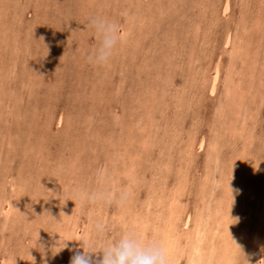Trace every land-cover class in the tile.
I'll return each instance as SVG.
<instances>
[{"label":"rangeland","instance_id":"374dc122","mask_svg":"<svg viewBox=\"0 0 264 264\" xmlns=\"http://www.w3.org/2000/svg\"><path fill=\"white\" fill-rule=\"evenodd\" d=\"M93 16L128 33L104 67ZM99 168L123 205L76 199ZM97 220L264 264V0H0V264H70Z\"/></svg>","mask_w":264,"mask_h":264},{"label":"clouds","instance_id":"9594fccd","mask_svg":"<svg viewBox=\"0 0 264 264\" xmlns=\"http://www.w3.org/2000/svg\"><path fill=\"white\" fill-rule=\"evenodd\" d=\"M86 23L93 30L98 41L97 46L86 58L89 63L95 66H107L118 46L127 39V33L122 31L121 26L116 21L105 16H93ZM229 189L233 203L232 189L230 187ZM129 196L130 193L126 190L112 188L110 174L106 168L96 170L95 187H80L75 192L76 199L82 205L112 206L116 204L119 206L123 205ZM108 231L109 225L106 221H95L89 229V238L101 240L103 243L100 246L82 244L80 246L82 251L73 254L70 264H171L168 243L159 236L148 237L135 228H125L117 236L108 239ZM68 241L73 240L61 239L59 244L55 245L56 251H51L52 254L55 255L67 248ZM234 243L237 245L235 241ZM237 246L243 260L248 264L241 247ZM41 253L43 254V251ZM28 254L31 259L27 261L30 264H35L34 257L30 255L29 250ZM97 255L99 256L98 259H96ZM44 264L47 262L45 261Z\"/></svg>","mask_w":264,"mask_h":264},{"label":"bare ground","instance_id":"6f19581e","mask_svg":"<svg viewBox=\"0 0 264 264\" xmlns=\"http://www.w3.org/2000/svg\"><path fill=\"white\" fill-rule=\"evenodd\" d=\"M32 1V0H31ZM175 4V3H174ZM200 4H201V2H200ZM121 7V6H120ZM141 7V6H140ZM165 7V6H164ZM261 7V6H260ZM142 9V8H141ZM202 14V13H201ZM177 19V18H176ZM210 19V18H209ZM144 20V19H143ZM250 22V21H249ZM255 22V21H254ZM129 23V22H128ZM135 23V22H134ZM149 23V22H148ZM143 27V26H142ZM220 27V26H219ZM212 33H213V31H212ZM128 34V33H127ZM135 35V34H134ZM242 39V38H241ZM160 42V41H159ZM235 46V45H234ZM26 47V46H25ZM28 47V46H27ZM249 47H250V45H249ZM208 48V47H207ZM28 49V48H27ZM250 49V48H249ZM258 51V50H257ZM28 52V51H27ZM119 53V52H118ZM131 54V53H130ZM262 54H263V52H262ZM20 56V55H19ZM146 56V55H145ZM21 57V56H20ZM207 57V56H206ZM235 57V56H234ZM233 57V58H234ZM258 57V56H257ZM131 58V57H130ZM4 59V58H3ZM84 59V58H83ZM236 59V58H235ZM234 59V60H235ZM30 61V60H29ZM254 61V60H253ZM126 62V61H125ZM81 63V62H80ZM230 63V62H229ZM262 63V62H261ZM120 64H122V63H120ZM124 64V63H123ZM122 64V65H123ZM208 64V63H207ZM245 64V63H244ZM121 65V66H122ZM118 66H120L119 64H118ZM132 66V65H131ZM196 66V65H195ZM228 66V65H227ZM249 66V65H248ZM128 67V66H127ZM82 70V69H81ZM145 71V70H144ZM204 72V71H203ZM231 72H232V70H231ZM123 73V72H122ZM245 73V72H244ZM170 74V73H169ZM206 75V74H205ZM242 75V74H241ZM126 76V75H125ZM143 76V75H142ZM174 76V75H173ZM102 78V77H101ZM118 78V77H117ZM162 78V77H161ZM238 78V77H237ZM158 79V78H157ZM159 80V79H158ZM161 80V79H160ZM221 81V80H220ZM102 82V81H101ZM159 83V82H158ZM168 83V82H167ZM254 83V82H253ZM117 84V83H116ZM154 85V84H153ZM152 87V86H151ZM184 87V86H183ZM170 88V87H169ZM198 88V87H197ZM164 89V88H163ZM249 89V88H248ZM27 92V91H26ZM189 94V93H188ZM187 94V95H188ZM224 94V93H223ZM35 95H36V93H35ZM25 96V95H24ZM40 96V95H39ZM168 96V95H167ZM176 96V95H175ZM193 96V95H192ZM90 97V96H89ZM23 98V97H22ZM21 98V99H22ZM33 98V97H32ZM79 101V100H78ZM22 102V101H21ZM182 102V101H181ZM36 104V103H35ZM84 104V103H83ZM19 105V104H18ZM192 106H193V104H192ZM24 107V106H23ZM105 109V108H104ZM197 109V108H196ZM81 111V110H80ZM185 111V110H184ZM190 111V110H189ZM26 112V111H25ZM92 112V111H91ZM84 113V112H83ZM181 113V112H180ZM19 114V113H18ZM21 114H22V112H21ZM112 115V114H111ZM175 115V114H174ZM22 117V116H21ZM86 117V116H85ZM184 118V117H183ZM174 119V118H173ZM24 120V119H23ZM189 121V120H188ZM162 124V123H161ZM176 124V123H175ZM22 125H23V123H22ZM166 127V126H165ZM65 128H66V126H65ZM25 129V128H24ZM109 130V129H108ZM44 131V130H43ZM23 134V133H22ZM60 135V134H59ZM147 135V134H146ZM105 136V135H104ZM80 137V136H79ZM149 137V136H148ZM75 138V137H74ZM197 138V137H196ZM112 140V139H111ZM83 141V140H82ZM81 141V142H82ZM155 141V140H154ZM168 142V141H167ZM171 142V141H170ZM113 143V142H112ZM41 145V144H40ZM83 145V144H82ZM153 145V144H152ZM42 148V147H41ZM69 148V147H68ZM81 149L83 148V147H80ZM86 148V147H85ZM165 149V148H164ZM10 150V149H9ZM73 150V149H72ZM83 150V149H82ZM142 150V149H141ZM26 151V150H25ZM45 152V151H44ZM84 152V151H83ZM108 153V152H107ZM167 153V152H166ZM181 153V152H180ZM111 154V153H110ZM210 154V153H209ZM208 154V155H209ZM212 154V153H211ZM116 155V154H115ZM36 156V155H35ZM211 156V155H210ZM56 157H59V156H56ZM137 157V156H136ZM171 157V156H170ZM209 157V156H208ZM207 157V158H208ZM36 158V157H35ZM65 158V157H64ZM188 158V157H187ZM12 159V158H11ZM105 160V159H104ZM139 160V159H138ZM209 160V159H208ZM172 162V161H171ZM158 163V162H157ZM183 163V162H182ZM84 164V163H83ZM105 164V163H104ZM107 165V164H106ZM153 165V164H152ZM159 165V164H158ZM104 166V165H103ZM172 166V165H171ZM61 169H62V167H60ZM42 169V168H41ZM40 169V170H41ZM3 170V169H2ZM97 170V169H96ZM158 170V169H157ZM162 170V169H161ZM170 170V169H169ZM144 171V170H143ZM163 171V170H162ZM182 171V170H181ZM87 174H89L88 172H87ZM189 178V177H188ZM160 180V179H159ZM31 181V180H30ZM114 182V181H113ZM159 183V182H158ZM163 183V182H162ZM40 184V183H39ZM149 184V183H148ZM183 184V183H182ZM42 185V184H41ZM152 185V184H151ZM147 186V185H146ZM64 187V186H63ZM171 189V188H170ZM191 189V188H190ZM199 191V190H198ZM49 192V191H48ZM185 194V193H184ZM192 196V195H191ZM216 197V196H215ZM149 199H152V198H149ZM169 198H167V200H168ZM175 200V199H174ZM180 200V199H179ZM157 201H158V199H157ZM182 201V200H181ZM181 201H179V202H181ZM168 202H169V200H168ZM51 203V202H50ZM64 203V202H63ZM141 205H142V203H141ZM145 205V204H144ZM12 206V205H11ZM9 208V207H8ZM153 209H154V207H152ZM161 208H163V207H161ZM107 209V208H106ZM149 209V208H148ZM140 210H141V207H140ZM145 210H147V209H145ZM152 210V209H151ZM150 210V211H151ZM174 210V209H173ZM158 211H159V209H158ZM145 212V211H144ZM153 212V211H152ZM156 212V211H155ZM169 212V211H168ZM133 213V212H132ZM150 213V212H149ZM246 213V212H245ZM50 214V213H49ZM113 214V213H112ZM134 215V214H133ZM147 214H146V212H145V216H146ZM143 216V215H142ZM253 216V215H252ZM59 217V216H58ZM147 217V216H146ZM244 217V216H243ZM52 219V218H51ZM131 219H132V217H131ZM132 220H134V219H132ZM131 220V221H132ZM249 223V222H248ZM131 224V223H130ZM173 224V223H172ZM117 225V224H116ZM142 225H143V223H142ZM250 228H253V227H251L250 226ZM204 229V228H203ZM142 230V229H141ZM253 230V229H252ZM196 231V230H195ZM197 231H199V230H197ZM250 233V232H249ZM242 237H244V236H242ZM251 237V236H250ZM256 243V242H255ZM240 254V253H239ZM248 255V254H247ZM25 256V255H24ZM239 257H240V255H239Z\"/></svg>","mask_w":264,"mask_h":264}]
</instances>
